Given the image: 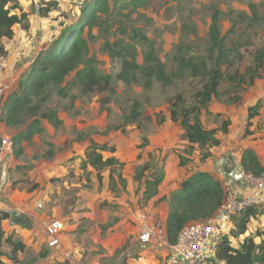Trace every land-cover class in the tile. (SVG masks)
I'll list each match as a JSON object with an SVG mask.
<instances>
[{"label":"crops","instance_id":"obj_1","mask_svg":"<svg viewBox=\"0 0 264 264\" xmlns=\"http://www.w3.org/2000/svg\"><path fill=\"white\" fill-rule=\"evenodd\" d=\"M17 1L29 14L30 27L26 31L20 24L15 25L14 37L4 41L10 58L7 76L13 84L11 89L18 88L22 75L29 71L40 51L50 45L40 40L41 34L36 35L42 30L35 25L40 13L35 17L30 13L33 0ZM7 97L0 96V137L12 140L26 130L32 118L25 125H8L4 119ZM257 103L261 107L251 119L252 133L244 137L249 107ZM79 104L77 101L76 107ZM210 111L209 115L205 110L201 114L207 129L222 125L213 123L215 117L230 122L227 133L216 134L221 145L210 148L212 152L227 148L212 161L216 175L210 157L201 161L197 151L187 152L189 143L183 139L184 129L169 113H165L163 124L156 122L140 129L127 125L124 131L100 134L94 109L58 110L61 121L58 127L42 119V133L35 134L30 141L22 140L12 149L0 145V214L3 211L11 214L2 220L1 229L5 238L12 236L13 241L25 245L11 259L12 246L3 241L1 249L7 255L1 259L6 264H164L172 243L142 242L138 235L140 215L146 214L166 227L170 196L183 180L196 171H205L219 179L225 189L231 185L229 174H224L225 166L230 162L242 168L240 159L246 148L254 149L264 165V78L257 80L254 90L237 109L218 105ZM92 143L106 145L107 149L102 151L104 158H115L122 166H106L101 170L91 166L86 152ZM181 156L188 159L185 164H181ZM145 165L150 168L137 177ZM155 175L162 177L158 186L153 183ZM233 186L241 194L251 190L246 183ZM261 205L264 208V202ZM236 218L225 235L235 229ZM49 220L63 224L60 244L55 247L48 246L44 224ZM243 239L244 235L238 238ZM66 252L72 253L70 259L65 257Z\"/></svg>","mask_w":264,"mask_h":264},{"label":"trees","instance_id":"obj_2","mask_svg":"<svg viewBox=\"0 0 264 264\" xmlns=\"http://www.w3.org/2000/svg\"><path fill=\"white\" fill-rule=\"evenodd\" d=\"M131 2V4L125 6L140 4L138 0H132ZM82 3L84 4V1ZM108 5V0L85 2L84 6L81 7L82 14L79 22L60 31L51 44L40 51L29 71L22 75L18 86L21 94L10 96L5 101L4 119L8 125H18L21 123L19 120L20 114L29 110L32 120L19 137L12 139L13 146L20 144L22 140L30 141L35 134L42 133V119H48L56 127L61 124L56 111L43 110V105L46 102L45 91L48 85L52 83L62 84L66 77L75 73V82L78 83L83 94H88L95 89L104 90L109 88L111 77L98 73L95 66L96 58L91 55L89 44V39L93 35L92 30L102 24L101 13L107 12ZM249 7L256 18L258 16L256 5L250 4ZM55 10H60L58 2L55 0L40 4L41 16H46ZM221 15L222 12L219 8L211 7L209 58L197 61L194 56L186 57L182 55L176 57L180 64V71L188 70L192 76L203 78L202 89L195 92L193 103H188L182 93H177L168 101L170 118L174 122H179L184 129L183 139L189 143L187 152L194 150L196 144L202 150L220 146L221 140L216 134L219 131L228 132L230 124L228 120H223L220 127L207 129L200 118L203 113L202 109L207 108L213 98L221 99L224 81L237 80L239 89L242 90L245 84L264 77V47L255 53L253 65L246 66L243 73H239L237 70L236 73L240 75L238 79L224 69V65L228 63L230 50L227 47L225 36L222 35ZM241 17H244V15L241 14ZM18 24L28 31L30 27L29 14L23 10L17 0H0V52L7 54L4 41L14 37V26ZM86 29L88 36L84 35ZM133 37L142 41L148 40L140 29H133ZM104 50L111 57L122 59V67L117 74V79L126 83L140 82L138 77V72H140L144 79V87L147 89L152 88L153 79L166 87L172 84L173 76H177L175 72L171 74L167 72L166 65L159 59L153 49L145 52L144 64L142 65L136 61L134 53L126 46L119 47L115 43L106 42ZM33 97H36L37 100L34 101ZM241 98V94H238L234 101H240ZM260 107V103L249 107L244 137L252 133L250 130L251 119L258 115ZM141 108L142 102L139 99H134L129 112L123 116L124 122L120 128L124 130L125 126L138 122L142 116ZM165 120L166 117L159 114L157 123L163 124ZM1 140L0 137V145ZM106 149V145L92 143L86 152L87 162L98 170L106 166H122L115 158H104L102 151ZM48 155L51 156L52 151H49ZM211 156V152L207 151L202 158L207 159ZM181 160V164H185L188 159L181 156ZM240 164L246 173L256 176L264 173V165L252 148L244 149ZM149 168L150 165L143 166L139 169L137 177ZM161 182L162 177L155 175L154 185L158 186ZM223 199V183L208 172L196 171L183 180L179 189L174 191L169 199L170 213L166 222L168 241L172 244L175 243L179 232L186 224L192 221H207L212 218L218 211ZM10 216L9 212L4 211L0 214V264H6L1 259V256L7 255L1 249L3 241L12 246L13 255L11 259H15L14 254L17 251L25 248L22 242L13 241L12 236L5 238V234L1 229V222L3 219L10 218ZM253 216H255V212L254 208H251L236 216L237 218L235 217V229L231 230L229 235L223 236L218 245L215 259L211 260L209 264L264 263V246L259 245L253 232H249V223ZM241 235H244V239L239 241L238 238ZM233 239H237V245L233 244Z\"/></svg>","mask_w":264,"mask_h":264},{"label":"rangeland","instance_id":"obj_3","mask_svg":"<svg viewBox=\"0 0 264 264\" xmlns=\"http://www.w3.org/2000/svg\"><path fill=\"white\" fill-rule=\"evenodd\" d=\"M49 1L53 0H42L41 2L33 0L30 13L35 17L40 13V4ZM55 1L58 2L60 10L52 11L46 16L37 15L38 18H35L36 27L42 30V32H36V35L41 34L40 40L44 39L46 44H51L54 36L59 33L58 29L62 31L66 27L76 25L82 14L81 7L91 0ZM108 1L107 12L101 13L102 24L93 28L89 44L91 55L96 58L95 66L98 73L111 77L109 88L95 89L88 94H83L80 86L75 82V73H72L62 84L52 83L47 86L46 102L43 105V110L47 111L76 108L84 111L88 108L90 111L94 109L97 112L96 122L101 130L100 134L109 131L118 133L123 130L120 128L124 122L123 116L129 112L134 99L142 102L141 118L138 122L129 124L135 129L152 126L158 121L159 114L165 116V113H169V98L177 93H182L190 104L195 101L194 94L202 89L203 78L192 76L188 70L180 71V64L176 57L194 56L197 61L209 58L211 7H217L222 12V35L225 36L227 47L230 50L228 63L224 65V69L233 74V77L236 76L235 78L238 79L240 75L236 73L237 70L243 73L246 66L253 65L255 53L264 47V0H138L139 5L128 7L125 5L131 4L132 0ZM250 4L256 5L258 10L256 18L249 7ZM241 14L244 17H241ZM60 26L63 27L60 28ZM133 29L142 30L148 40L142 41L134 38ZM87 34L86 29L84 35L88 36ZM106 42L130 48L136 61L141 65L144 64L145 52L153 49L166 65L167 72L169 74L175 72L177 76H173L172 84L166 87L153 79L151 89L144 87V79L140 72H138L140 82L129 84L118 80L117 74L121 70L122 59L113 58L104 50ZM262 78L245 84L242 90L239 89L237 80L224 81L221 99L213 98L208 107L203 108L202 111H207L209 115L210 110L218 105L219 107L226 106L228 109H237L245 103L247 94L254 90L257 80ZM15 94H21L18 88L10 89L6 93L8 97ZM238 94H241V100L234 101ZM33 100L37 98L33 97ZM77 101L80 104L76 107ZM19 120L20 125H25L31 120V112L29 110L22 112ZM222 121L223 118L215 117L213 123L221 124ZM77 135L79 136L80 132ZM226 150V146L214 149L213 152L210 149L202 150L198 147L191 152L197 151L196 156H199L201 161H203L202 157L205 152H211L212 156L209 160L213 167L212 172L216 175L217 170L212 161L217 160ZM254 212L255 216L251 220L249 229L255 235L259 245L264 246L263 206H257ZM232 242L237 245L236 239Z\"/></svg>","mask_w":264,"mask_h":264},{"label":"built area","instance_id":"obj_4","mask_svg":"<svg viewBox=\"0 0 264 264\" xmlns=\"http://www.w3.org/2000/svg\"><path fill=\"white\" fill-rule=\"evenodd\" d=\"M10 68L8 54L0 52V96H3L13 86L7 73ZM1 146L12 149L13 142L7 137H1ZM245 183L251 187L249 193L241 194L233 184L224 189V199L215 215L207 221H192L186 224L179 232L176 242L164 264H209L215 259V254L221 239L236 216L264 202V173L260 176L246 173ZM44 228L48 236V246L60 244L59 234L63 224L59 220L45 222ZM139 238L144 243L157 241L168 242L166 227L159 221L149 218L146 214L139 217ZM65 257L70 259L72 253L66 252Z\"/></svg>","mask_w":264,"mask_h":264},{"label":"water","instance_id":"obj_5","mask_svg":"<svg viewBox=\"0 0 264 264\" xmlns=\"http://www.w3.org/2000/svg\"><path fill=\"white\" fill-rule=\"evenodd\" d=\"M36 2H41L42 0H35ZM232 163H228V165L225 166L226 168V172H224V174L227 176V173L230 175L227 176L228 177V182L230 184H237L238 186H243L245 184V180L243 177V169L238 167V166H234ZM233 167V170H230V168ZM12 215H17L20 216L18 213L12 212Z\"/></svg>","mask_w":264,"mask_h":264}]
</instances>
